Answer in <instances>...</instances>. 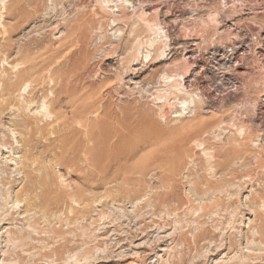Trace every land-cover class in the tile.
Wrapping results in <instances>:
<instances>
[{
    "label": "rangeland",
    "instance_id": "374dc122",
    "mask_svg": "<svg viewBox=\"0 0 264 264\" xmlns=\"http://www.w3.org/2000/svg\"><path fill=\"white\" fill-rule=\"evenodd\" d=\"M117 1L0 0V262L264 264V0ZM225 1L249 72L184 88Z\"/></svg>",
    "mask_w": 264,
    "mask_h": 264
},
{
    "label": "bare ground",
    "instance_id": "6f19581e",
    "mask_svg": "<svg viewBox=\"0 0 264 264\" xmlns=\"http://www.w3.org/2000/svg\"><path fill=\"white\" fill-rule=\"evenodd\" d=\"M139 1V0H137ZM149 1V0H148ZM161 1V0H159ZM168 1V0H167ZM167 1L164 0V2L168 3ZM176 1V0H175ZM118 4L120 3V5L122 6L121 10H128V8H133L135 9V3L132 1V0H118L117 1ZM140 2V1H139ZM138 2V3H139ZM145 2V1H144ZM157 3V2H155ZM178 3V2H176ZM162 4V3H161ZM159 4V5H161ZM171 4V3H170ZM243 4V3H241ZM140 5V3H139ZM167 5V4H166ZM175 5V4H174ZM207 5V4H206ZM239 5V4H238ZM119 6V7H121ZM151 7V5H149ZM204 6V5H203ZM202 6V7H203ZM208 6V5H207ZM227 7V2L225 1V4H222L221 5V8L220 9H217L216 11H210L207 9H203L201 10L202 8H200V10L197 11V13L195 14L196 15V18H202L203 20V17H206L205 20L207 22V25L209 27H211L213 29V34L211 35H206L204 33V30L203 29H198L199 31H197V36L195 38H190L189 35H184L182 36V32L180 30V20H174V21H171L169 22V24L172 26L171 28L173 30H175L179 35L178 37V40L180 41V44H177L178 45V49L181 53H182V56H183V60L184 62H186V64L189 66V72L188 74H184L185 72H183L181 75L184 77V88H187L188 85H192L194 84L193 82L194 81H199V80H202L203 78V75H204V72L207 71L206 67H208V63H211L213 61H215V65H221V68H223V78L226 77L227 78V65H228V68L234 72L233 75H237V76H241L243 75V73L246 71V72H249V69L245 66L244 62L249 54V50L250 48H246L244 45H250L252 44L253 48L257 47L255 46L257 43V41H260L261 42H264V32L260 33L258 38L259 39H256L255 38H252L251 35H248L246 33V30H244L242 28V26L240 25V23L236 22V20H232V17L230 18H227V10H225L223 7ZM118 7V6H117ZM144 7V6H143ZM153 7V6H152ZM163 9H164V13H165V10H167L168 8L164 7L163 5L161 6ZM170 7V6H169ZM181 7V6H180ZM184 7V6H183ZM160 8V7H159ZM158 8V9H159ZM118 9V8H117ZM179 9V8H178ZM186 9V8H185ZM244 9V8H243ZM261 9V8H260ZM138 10V8H137ZM156 10V8H155ZM160 10V9H159ZM192 10V9H191ZM258 10V9H257ZM264 11V9H262ZM120 11V10H118ZM141 11V10H140ZM172 11V10H171ZM174 11V10H173ZM178 11V10H177ZM189 11H182L180 13V18H183L184 16L185 17H188L190 14H189ZM133 12V11H132ZM157 12H159L157 10ZM193 12V11H192ZM250 12V11H249ZM140 13V12H139ZM144 13V12H143ZM147 13V12H145ZM161 13V12H160ZM195 13V12H193ZM153 14V13H152ZM172 14V13H171ZM248 14V13H247ZM250 14V13H249ZM259 14H263L262 12L261 13H255L254 15H258ZM155 15V14H154ZM173 15V14H172ZM179 15V14H178ZM177 15V16H178ZM253 15V16H254ZM117 16V15H116ZM152 16V15H151ZM170 16V15H169ZM175 16V15H174ZM261 16V15H260ZM118 17V16H117ZM136 17V16H135ZM166 17V15H165ZM190 17H193V16H190ZM229 17V16H228ZM249 16H247L248 18ZM251 17V16H250ZM195 18V17H194ZM195 18V19H196ZM168 19V18H167ZM192 19V18H191ZM245 19V18H244ZM194 20V19H192ZM246 20V19H245ZM258 20V19H257ZM199 21H197L198 23ZM244 22V21H243ZM85 24V23H84ZM185 24V23H184ZM205 24V23H204ZM168 25V23L166 24V26ZM183 25V23H182ZM191 25V24H190ZM198 25L200 26L201 24L198 23ZM185 26V25H184ZM196 26V25H195ZM204 26V25H203ZM252 26V25H251ZM111 27V26H110ZM162 27V26H161ZM170 27V26H168ZM205 27V26H204ZM191 28V27H190ZM79 29V28H78ZM205 29V28H204ZM246 29V28H245ZM116 30V29H115ZM162 30H167V32H165V35H166V38L168 40H165V41H168L171 44H174L173 43V40L170 35V32L169 30L167 29V27H163ZM87 31V30H86ZM129 31V30H128ZM171 31V30H170ZM262 31V30H260ZM74 32V31H73ZM83 32V31H82ZM119 32V31H118ZM123 32V31H122ZM175 32V33H176ZM248 32V31H247ZM258 33V32H257ZM163 34V32H162ZM205 34L206 37H204L203 35ZM227 34H230L233 36V41L230 43V44H227ZM83 35V34H82ZM133 35V34H132ZM193 36V35H191ZM212 36H214L215 38L213 39H209L211 38ZM176 39H177V36L175 35ZM256 37V36H255ZM70 39V38H69ZM231 39V38H230ZM178 40H175V41H178ZM208 41H211L212 43V46H205L206 42ZM166 42V43H168ZM230 42V41H228ZM168 43V44H169ZM177 43V42H176ZM259 43V44H260ZM167 44V45H168ZM173 46V45H172ZM255 46V47H254ZM176 47V46H175ZM208 47V48H207ZM171 48V47H170ZM252 48V49H253ZM176 49V48H175ZM206 50V51H204ZM254 53L256 55V57H260L261 61H262V64L264 65V45H262V47H259V48H256L254 49ZM173 51V49H172ZM206 52L211 56V60H208L207 59V55ZM251 54V53H250ZM151 55V54H150ZM127 56V55H126ZM139 56V55H138ZM164 54L161 55V59L160 61L161 62H165L166 61V58H164ZM181 56V57H182ZM254 56V55H253ZM156 57V56H155ZM170 57V55H169ZM137 58V57H136ZM255 58V57H254ZM139 59H140V56H139ZM75 60V59H74ZM169 60V59H168ZM260 61V60H259ZM183 62V63H184ZM257 63V62H256ZM213 64V63H212ZM261 64V63H260ZM185 67V66H184ZM256 67V66H255ZM260 69V68H259ZM212 70V69H211ZM221 70V69H220ZM131 71V70H130ZM253 71V70H252ZM182 72V71H181ZM132 73V72H131ZM165 73V71L163 72ZM187 73V72H186ZM164 75V74H163ZM166 75V74H165ZM222 75V74H221ZM258 75V74H257ZM236 77V76H235ZM168 77H166V80H167ZM170 78V77H169ZM254 78V77H253ZM164 79V78H163ZM173 79V78H172ZM180 79V78H179ZM165 80V79H164ZM181 81V80H180ZM205 81L203 80L202 81V85H200L199 87V92L201 93V95H199L200 99L202 100V91H208V89H205ZM245 84V83H244ZM243 84V85H244ZM141 85V84H140ZM244 87V86H243ZM184 90V89H183ZM67 91V90H66ZM187 92V91H185ZM204 95H207V94H204ZM210 95V93L208 94ZM262 95V94H261ZM257 99V98H256ZM255 99V100H256ZM259 101V100H258ZM195 102L194 101H184L182 102V105H184L185 107L187 106L188 109L190 108V106H192ZM183 106V107H184ZM263 110V109H262ZM210 111V110H209ZM263 114V113H262ZM208 115V114H207ZM227 125V124H226ZM220 126V125H219ZM227 127V126H226ZM263 143V142H262ZM169 156V155H168ZM238 156V155H237ZM163 158V157H162ZM25 166V165H24ZM227 168V167H226ZM221 173V172H220ZM213 186V185H212ZM211 187V186H210ZM22 203V202H21ZM30 203V202H29ZM35 211V210H34ZM28 212V211H27ZM22 215V214H21ZM3 217V216H2ZM1 217V218H2ZM24 218V217H23ZM29 220V219H28ZM3 221L0 220V226L2 227L1 229H3V226H2V223ZM4 225V224H3ZM3 237V236H2ZM0 238H1V235H0ZM2 239V238H1ZM6 241V240H5ZM164 251V250H163ZM0 264H4L3 262H0Z\"/></svg>",
    "mask_w": 264,
    "mask_h": 264
}]
</instances>
